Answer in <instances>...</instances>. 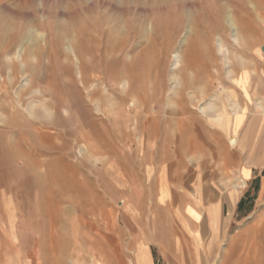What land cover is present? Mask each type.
Masks as SVG:
<instances>
[{"label": "rangeland", "instance_id": "374dc122", "mask_svg": "<svg viewBox=\"0 0 264 264\" xmlns=\"http://www.w3.org/2000/svg\"><path fill=\"white\" fill-rule=\"evenodd\" d=\"M230 10L246 28L241 30L248 45L244 42L239 51L229 44ZM190 20L195 23L186 28ZM150 29L154 38L141 40L148 46L135 86L146 82L153 92L159 72L158 90L148 105L164 107L171 119L161 121L156 136L144 137L134 131L132 114L128 118L133 96L125 94L120 75L135 65L127 53L130 37ZM189 30L185 48L195 53L190 51L188 59L197 67L207 65L212 75L211 66H223L215 47L219 35L232 47L244 83L242 91L234 88L248 106L240 126L212 130L200 117L201 92L194 103L184 96L181 115L176 105L165 103L177 99L169 92L171 57ZM111 39L127 49L114 53L119 46ZM263 47L264 0H0V93H9L0 123V264H134L132 231L144 221L155 264H226L239 258L241 232L264 230V140L258 147L253 144L264 133V115L245 100L255 99L260 85L264 102ZM22 49L26 72L15 58ZM27 77L31 86L22 88ZM201 78L202 84L210 80L206 72ZM104 86L116 99L114 108L124 107L126 120L95 112L89 100L94 91L105 108H113L104 98ZM206 86L205 99L221 88L216 81ZM36 89L43 95L33 93ZM18 92L23 107H16L15 120L10 106L16 105ZM44 100L55 112L52 118L40 107ZM34 103L31 116L26 109ZM233 137L240 141L236 150L229 145ZM253 165L258 169L251 179ZM196 199L200 206L192 207ZM211 201L225 205L215 253L207 244L201 252L188 241L181 245L177 212L199 222ZM210 216L215 227L219 213ZM143 256L137 255L139 264Z\"/></svg>", "mask_w": 264, "mask_h": 264}, {"label": "bare ground", "instance_id": "6f19581e", "mask_svg": "<svg viewBox=\"0 0 264 264\" xmlns=\"http://www.w3.org/2000/svg\"><path fill=\"white\" fill-rule=\"evenodd\" d=\"M233 11L230 10L228 12V14L226 15L227 25L230 26L231 37H232V44L231 43H229V44L232 47L235 45L236 46V47L234 46L235 50L239 51V47L242 48L244 45L243 43L245 42V40H247V39H244V35L242 34L243 30L246 31V28L244 29L245 26L243 28H240L241 23L239 25V21L237 20L238 18H236ZM194 23L192 20H190L189 25H187V27L186 26L185 27L190 28L191 26L194 25ZM140 27H141V25H140ZM142 28H143V26H142ZM89 29H90V27H89ZM241 29H243V30H241ZM152 30H151V32L148 30H145L144 33L135 32L130 37L129 40L131 43L130 44L131 47L127 53L130 55L131 59L134 61L133 64H135V65L133 68L127 69L126 71H124L120 75L121 85L126 90V91H124L125 94L128 95L129 93H131L133 96V102H131L129 104V107L131 108V113L128 112L127 109H125L128 113V118L131 114L132 115L136 114L133 117L131 115V119H133V121H134V123H133L134 131L139 132L140 134L142 133V136H144V137L146 135L156 136L158 134V130H159V127L161 125V121L162 120L167 121V120L171 119V118L165 116L164 107L161 108L160 110H156L154 107H151L150 104H149L150 106L148 105V99H149L150 94L156 93V91L158 90V88L156 87L157 86L156 80L160 79V77H161L159 72L157 73L158 75L156 76L155 82L151 83V85L153 86V90H154L153 92L148 90V88L146 86V82L139 81L137 87L135 86V84H136L135 79L137 77L138 71L140 72L139 67L141 66V64L143 62V57L145 55V51H147V46H148L147 44H143V42L141 40L146 39V40H148V42H150L152 40L151 38H154L152 36ZM187 31H188V29H187ZM244 34H246V33L244 32ZM189 35H190V30L188 33L184 34V36L181 37V40H179L175 54L173 55V57H171L172 58V65H171L172 70H171V74L169 75L170 76L169 78H170V81H172V83L170 82L171 85H170L169 92H172L173 95L176 96L177 99L175 102L172 99L171 100L169 99L165 103L168 105L169 104L176 105L177 110H178V114L181 115L180 110L182 109L184 96L189 95L192 103H194L196 100H198L196 93L201 92V94H202V105L200 104L201 106L198 108L199 112H200V117L207 119V122H208V124L211 125L212 130H214L215 127L218 125H223L227 128H231L232 126H240L241 122L244 120V114H245L246 108H248V106H246L244 101L241 100V98H239V96L236 93L235 88L238 87L239 90L241 89V91H242L244 89V86H243L244 83H243V77H242V71H241L242 69L239 71L236 70V65L233 62L234 60L232 58L233 56H232L231 50H230V48H232V47L230 46V48H229L228 41L223 36L219 35L217 41L215 42V47H217L220 55H222V59H220V60H222L223 66H218V65L211 66L215 70V75H212V74H210V71H206V69L208 68L207 65L202 64V65H199V67H197V64H195L197 61L194 62L193 60H191L193 58H191L190 56L189 57L191 59H188V53L191 50L188 48L186 49L185 44L186 43L189 44V41H190ZM41 37L43 40L47 41V37H48L47 35L43 34ZM112 41L114 44L113 46L117 45V43H118L117 39L116 40L113 39ZM137 44H142L143 45L142 48H140V49L134 48ZM150 44H153V43H149V45ZM245 45H248V44H246V42H245ZM118 46H119V48H117V50H115V52H114L116 54H117V52L124 51L125 49H127L125 47L126 45H117V47ZM245 48L247 50V47H245ZM71 50H72L76 60L78 61V63H81V59L79 58L78 53L75 50V47L71 46ZM23 51H24L23 49L19 50V52L16 53L15 58L17 60H19L23 66L25 65V69H24V71H25L27 66H26V64H24L25 62H24V58L22 55ZM238 51H236V53H238ZM191 52H193V51H191ZM193 53H195V51ZM236 53H235V55H236ZM96 56L97 55H95V57ZM240 57L242 58V56H240ZM241 58H240V60H241ZM209 63L213 64V61L210 59ZM241 68H243V67H241ZM202 69H204V70H202ZM205 72L207 73V77L210 80L207 81L204 79L203 84H202L201 76H202V73H205ZM78 74H79V77L81 79L80 83L84 85L81 71ZM205 81H207L208 83ZM215 81L218 82L219 86L221 87L220 90L215 95L205 99V96L207 95V91H206L207 86L206 85L212 84ZM28 86H31L30 77L25 78L24 83L21 84L22 88H27ZM261 86H262V83H261ZM259 87H260V85L257 86V94H256V96L254 95L255 99L252 100L255 103L254 107L252 105L251 97L245 96V100L247 101V103L250 104V107H252V109H254V112H256V114L258 113V114L264 115V102L258 96V91L260 90ZM159 89H160V94L163 95L164 94V86L161 85V87ZM104 92H105L104 98H107L108 104L113 106V108L112 109L109 107L105 108L103 106V100L102 99H95L96 98L95 97L96 92L94 91L93 93H91L89 95V100H90V102H94L93 104L95 106V109H94V110H96L95 112H97L102 117L104 116L105 118H108V116L110 114L111 115L114 114L115 116H117V118H115V120H119V121L120 120L121 121L126 120V119H124V117H122V115L124 114V107L122 105H119L118 107L114 108V106L116 104V101H115L116 99L113 97L114 95H112L110 89L108 87H105ZM33 93L43 95V92L40 89L34 90ZM16 94H17L15 97L16 105L10 106V108H11L10 110H13V119H15V120L18 118V115H19V110L16 107H18V106L23 107V94H22V92H18ZM5 98H9V93L6 89L1 91V93H0V123H2V116H3V113L1 112L2 107H3L2 101ZM47 101L48 100L42 101L40 104L41 105L40 107L42 108V110L44 111L45 114H47L49 117L52 118L53 115L55 114V112H53V109L51 108L49 103H47ZM218 102L220 103V105L218 104ZM34 106H35V103L29 105L28 108L26 109L28 114L31 116L34 115V112H33ZM189 107H191V106H189ZM138 108H141V111H140L141 114L139 117L137 116L138 111H139ZM64 112L67 113L68 110L64 109ZM57 115L58 114H56V116ZM143 116H145V117L142 120ZM200 117H199V119H197V121L202 120V118L200 119ZM260 123L262 125H264L263 120ZM201 124H202V122H201ZM142 125L144 126L143 127L144 131L142 130V127H140ZM243 130H244V128H243ZM146 132H148L149 134H146ZM242 132H244V131H242ZM244 135H245V132H244ZM241 136H243V135H241ZM263 140H264V133L263 134L261 133L260 137H258L256 142L254 141L253 144L257 145V147H258L259 142H261ZM238 142L240 143V141H238L236 137L229 139V145H230L232 150L238 149V146H239ZM246 156L257 157L256 154L253 155L252 153L251 154L248 153V155H246ZM261 158H262V156H261ZM231 194H233V193H231ZM253 256H255V255H253ZM72 264H79V261H72Z\"/></svg>", "mask_w": 264, "mask_h": 264}, {"label": "crops", "instance_id": "0c3cea01", "mask_svg": "<svg viewBox=\"0 0 264 264\" xmlns=\"http://www.w3.org/2000/svg\"><path fill=\"white\" fill-rule=\"evenodd\" d=\"M253 166H255V168L252 170L251 179L254 177V170L258 169L256 167L257 165ZM231 201L234 204V200ZM200 202L201 201L199 199H196L192 201L191 205L192 207L200 206ZM238 202L239 201H237L235 205H237ZM205 206H208L209 208L208 213L206 214V216H204V218L200 214L201 216L199 222L195 220H190L189 218H186L185 215H182L180 212H177V224L181 229V236H179V240H181V245L183 243L185 244L186 241H188L192 244L193 250H200V252L202 250V246H204V244H207L211 254H214L216 251L218 240L222 238L223 234V231L221 230V225L222 214H224V211L222 212V208H224L225 205L219 201H211L209 202V204H205ZM197 211L198 210H196V212ZM213 211L219 213L218 224L215 227H213L211 224L210 213ZM135 230L136 231H132L134 233V239L136 240L133 247L134 264H139L137 260V255L141 254L144 255L141 261L142 264H155L150 247V238L147 223L144 221L140 222L139 224H135ZM240 238L241 242L239 249L241 253L239 258H236V260L234 259L233 262L226 264H264V230L243 231L241 232ZM171 244L175 246L178 250L181 247L180 244L178 245V241L176 240H174V242H171Z\"/></svg>", "mask_w": 264, "mask_h": 264}, {"label": "water", "instance_id": "95a60500", "mask_svg": "<svg viewBox=\"0 0 264 264\" xmlns=\"http://www.w3.org/2000/svg\"><path fill=\"white\" fill-rule=\"evenodd\" d=\"M263 51H264V47H263Z\"/></svg>", "mask_w": 264, "mask_h": 264}]
</instances>
